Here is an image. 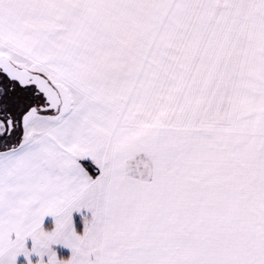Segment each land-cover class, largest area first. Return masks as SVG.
<instances>
[{
  "label": "snow or ice",
  "instance_id": "1",
  "mask_svg": "<svg viewBox=\"0 0 264 264\" xmlns=\"http://www.w3.org/2000/svg\"><path fill=\"white\" fill-rule=\"evenodd\" d=\"M0 264H264V0H0Z\"/></svg>",
  "mask_w": 264,
  "mask_h": 264
}]
</instances>
